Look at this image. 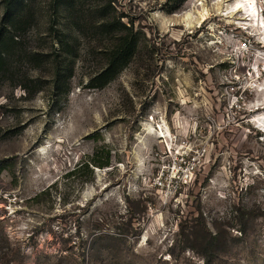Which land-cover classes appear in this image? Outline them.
Masks as SVG:
<instances>
[{"label": "rangeland", "instance_id": "374dc122", "mask_svg": "<svg viewBox=\"0 0 264 264\" xmlns=\"http://www.w3.org/2000/svg\"><path fill=\"white\" fill-rule=\"evenodd\" d=\"M75 1L22 0L0 72V264H264V0H112L101 89L109 0Z\"/></svg>", "mask_w": 264, "mask_h": 264}, {"label": "trees", "instance_id": "16d2710c", "mask_svg": "<svg viewBox=\"0 0 264 264\" xmlns=\"http://www.w3.org/2000/svg\"><path fill=\"white\" fill-rule=\"evenodd\" d=\"M114 1L109 0L108 3L101 7L98 12L101 16V24L98 25V30L102 36L111 38V47L107 50L106 64L102 70L94 75L91 79L90 88L101 89L114 81L124 69L134 59L138 40L136 37L129 34L128 27L122 23L121 19L113 17L112 10ZM4 14L0 24V72L7 64V58L10 55L11 45L15 44L16 31L22 26L20 21L22 18V0H4ZM56 13H65L66 16L74 18L77 16V3L75 0H56ZM59 42L66 56H74L71 51L65 50V38ZM112 153L106 151L101 152V149L95 150L93 157L83 166L89 168V165L94 168L105 169L112 165Z\"/></svg>", "mask_w": 264, "mask_h": 264}, {"label": "built area", "instance_id": "2783aa9c", "mask_svg": "<svg viewBox=\"0 0 264 264\" xmlns=\"http://www.w3.org/2000/svg\"><path fill=\"white\" fill-rule=\"evenodd\" d=\"M243 48H247V43H243ZM154 185H155V186H160V187H162V183L160 182L159 179H156V180L154 181Z\"/></svg>", "mask_w": 264, "mask_h": 264}]
</instances>
